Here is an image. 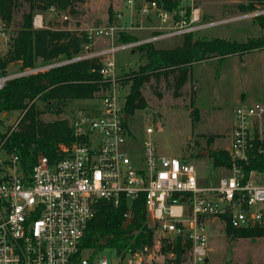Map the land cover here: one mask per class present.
<instances>
[{
	"label": "built area",
	"instance_id": "obj_1",
	"mask_svg": "<svg viewBox=\"0 0 264 264\" xmlns=\"http://www.w3.org/2000/svg\"><path fill=\"white\" fill-rule=\"evenodd\" d=\"M178 1V9L167 10L154 0L137 5L136 0H126L130 13L139 12L140 22L142 18L156 21L155 25H134L157 31L149 38L116 43L119 32L127 27L117 22L96 26L87 31V36L108 39L106 47L0 74L2 89L11 78L96 57L101 80L107 83L97 97L98 111L67 119L74 141L60 145V156L55 160L39 155L29 170L22 167L18 154L7 148L8 136L17 128L20 115L13 124H7L4 117L8 113L0 114V264H206L205 223L209 217L223 222L228 219L233 227L264 225V184H253L250 176L243 181L241 166L253 150L255 138L263 137L260 126L264 107L259 103L235 108L228 148L231 164L225 168L227 174L213 185L200 184L190 162L158 153L149 137L143 140L140 155L125 146L131 134L123 110L126 95L119 96L115 89L120 82L114 55L120 49L195 33L213 24L203 20L194 0ZM49 10L56 11L54 7ZM115 16L119 19L122 15L117 12ZM61 17L67 19L66 14ZM43 22L41 13L34 14V28L44 27ZM2 25L0 21V29ZM145 131L150 134L152 128ZM140 194L144 195L150 225L154 227L153 244L135 250L110 247L112 258L100 254L101 250L82 256L79 244L97 201L117 205L125 197L130 203ZM125 216L129 217L130 212ZM177 238L181 256L175 261L176 252L165 253L162 246L170 243L173 247Z\"/></svg>",
	"mask_w": 264,
	"mask_h": 264
},
{
	"label": "trees",
	"instance_id": "obj_2",
	"mask_svg": "<svg viewBox=\"0 0 264 264\" xmlns=\"http://www.w3.org/2000/svg\"><path fill=\"white\" fill-rule=\"evenodd\" d=\"M154 1L167 10L178 9L181 6L178 0ZM257 1L263 0H252L246 5H240L241 11L256 9ZM78 2L83 0H0V21L5 23L13 21L15 11L24 4L27 5V9L21 14L20 24L8 51L0 58V74L7 73L5 70L7 62L19 61V69H24L70 58L81 52L82 44L89 41L87 31L51 26L34 28L32 25L36 12L54 7L56 11L73 14L76 12L75 4ZM185 8L188 15L189 6ZM253 17L259 27L264 29V13ZM114 22H117V17L115 13H110L107 24ZM156 33L157 31H152L153 35ZM193 34L190 32L181 35V42L173 47H158L155 42H143L129 49L137 51L139 58L144 61L140 62L131 74L127 73L130 75H119L118 78L119 82L128 85L123 106L127 117L134 110L147 106L141 88L152 78L156 82L162 79L172 97H180L193 62L211 57L221 60L229 54L264 48V35L237 41L223 37L194 38ZM138 39L140 38L126 30L120 31L116 38L117 42ZM99 66L98 58H85L53 66L41 72L11 78L0 89V114L18 111L20 115L17 128L8 136L7 148L18 154L25 170L31 168L39 155H46L50 160L57 159L60 156V145H68L74 141L75 137L67 119L55 118L45 121L41 115L45 112L60 114L73 99L96 97L97 93L107 86V83L101 80ZM151 89L158 98H161L160 90L155 87ZM195 112L196 108L192 110V113ZM194 118L197 119V116ZM209 156L215 167L228 168L231 164L226 149H214L210 151ZM241 166L244 172L243 181L249 179L251 172L264 175V137L255 138L253 150L247 161L241 162ZM128 211L129 217L132 216L133 219L123 228V223L129 218L125 216ZM149 221L143 194L130 203L122 197L117 205L100 199L96 203L92 218L87 223L79 247L97 252L105 247L135 250L146 244L152 245L155 231ZM225 231L233 237H257L263 235L264 225L233 227L228 219H225ZM106 237L107 244L103 245L102 241ZM180 246V238H177L173 247L166 243L162 250L165 253L175 251V261H178L181 256Z\"/></svg>",
	"mask_w": 264,
	"mask_h": 264
},
{
	"label": "rangeland",
	"instance_id": "obj_3",
	"mask_svg": "<svg viewBox=\"0 0 264 264\" xmlns=\"http://www.w3.org/2000/svg\"><path fill=\"white\" fill-rule=\"evenodd\" d=\"M194 1L202 11L203 20L213 23L195 32L194 38L223 37L245 41L249 37L264 35V29L255 22L253 15L250 16L253 12L264 13V0L256 2V9L245 12L241 11L240 5H246L252 0ZM138 3L142 1L136 0L135 5ZM75 6L76 12L73 14L54 10L36 13L42 14L44 27L88 31L93 27L106 25L110 13L120 12L122 16L117 18V23L127 27L126 31L140 39L152 36V29L136 28L134 25L156 24L155 20L149 18H142L140 22L139 12L134 9L135 12L130 13L126 0H83ZM26 9L27 5L24 4L15 11L13 21L3 22L0 29V58L8 51L20 24L21 14ZM62 14L67 15L66 20L62 19ZM181 37L163 38L155 43L158 47H173L181 42ZM88 39V42L82 44V52L109 44L108 39ZM114 42L117 43V40ZM114 57L119 75H130L139 63L144 61L139 58L137 51L129 49L118 50ZM19 65V61L7 62L5 70L16 71ZM151 87L160 90L161 98L154 94ZM115 89L121 97L128 93V85L121 82ZM141 93L147 101V106L134 110L126 119L131 134V138H127L125 143L129 152L140 155L143 140L149 137L158 153L190 162L195 167L200 184H216L227 171L222 167H215L209 154L214 149L229 147L235 108L240 104L254 102L264 107V48L229 54L221 60L211 57L193 62L180 97H172L170 91L165 88L164 81L161 79L156 82L154 78L144 84ZM99 94L100 92L94 98L73 99L60 114L45 112L41 118L45 121L55 118L69 119L75 114L96 112L100 107V101L97 99ZM194 108L197 112L192 113ZM7 113L4 123L13 124L19 117L18 111ZM194 116H197V119ZM147 127L152 128L150 134L145 131ZM260 129L264 137V122ZM204 151H208L207 154H204ZM250 180L253 184H264V175L253 172ZM205 228L206 264H264V233L257 237H233L226 233L222 219L212 217L207 219ZM92 252L90 248H83L80 254L87 257ZM100 254H107L112 258L113 249L105 247Z\"/></svg>",
	"mask_w": 264,
	"mask_h": 264
},
{
	"label": "water",
	"instance_id": "obj_4",
	"mask_svg": "<svg viewBox=\"0 0 264 264\" xmlns=\"http://www.w3.org/2000/svg\"><path fill=\"white\" fill-rule=\"evenodd\" d=\"M125 118H126V115H125ZM207 152H208V151H204L203 153H204V154H207ZM201 153H202V152H201ZM132 219H133L132 216L129 217V218L123 223V228L127 227V225H128L130 222H132ZM102 244H103V245H106V244H107V237L103 239Z\"/></svg>",
	"mask_w": 264,
	"mask_h": 264
},
{
	"label": "crops",
	"instance_id": "obj_5",
	"mask_svg": "<svg viewBox=\"0 0 264 264\" xmlns=\"http://www.w3.org/2000/svg\"><path fill=\"white\" fill-rule=\"evenodd\" d=\"M231 139V138H230ZM229 148V147H228ZM228 148H226L227 150H228ZM223 169H225V168H223ZM226 171H227V169H225ZM225 176V175H224ZM222 177V176H221Z\"/></svg>",
	"mask_w": 264,
	"mask_h": 264
}]
</instances>
